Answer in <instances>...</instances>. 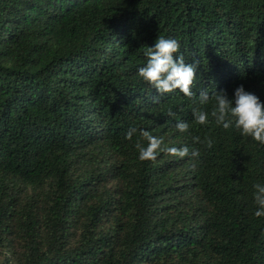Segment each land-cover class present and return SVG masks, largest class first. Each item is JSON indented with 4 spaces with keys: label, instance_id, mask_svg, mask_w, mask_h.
Segmentation results:
<instances>
[{
    "label": "trees",
    "instance_id": "16d2710c",
    "mask_svg": "<svg viewBox=\"0 0 264 264\" xmlns=\"http://www.w3.org/2000/svg\"><path fill=\"white\" fill-rule=\"evenodd\" d=\"M158 37L192 98L138 75ZM241 85L264 102V0H0V264H264V145L199 104ZM141 131L200 154L141 161Z\"/></svg>",
    "mask_w": 264,
    "mask_h": 264
},
{
    "label": "clouds",
    "instance_id": "9594fccd",
    "mask_svg": "<svg viewBox=\"0 0 264 264\" xmlns=\"http://www.w3.org/2000/svg\"><path fill=\"white\" fill-rule=\"evenodd\" d=\"M180 51V44L176 39L158 37L153 47H148L145 55L147 62L138 69V75L158 93H172L179 90L184 96L192 98V86L196 79L199 62L186 63L184 56L176 54ZM215 101V107L211 111V116L217 125H222L225 130L233 126L240 131L242 136H250L260 145H264V102L251 92H248L241 85L235 89L234 100H230L224 90L214 91L209 94L208 90H202L199 94V104L205 105L209 101ZM194 122L200 125L208 123L209 113L201 108L192 109ZM169 116H174L171 110ZM175 128L179 132H187L189 124L178 120ZM137 129L130 128L126 133V139L131 140ZM140 136L147 141L145 146L139 140L135 147L139 153L141 161H155L160 151L169 155L183 158L185 156H199V150L194 149L189 152L188 147H162V138L155 137L147 131H141ZM194 143H203L207 148L213 147L214 141L206 138L204 141L200 137H193ZM254 200L258 209L254 215L264 217V185L256 183L253 185Z\"/></svg>",
    "mask_w": 264,
    "mask_h": 264
}]
</instances>
